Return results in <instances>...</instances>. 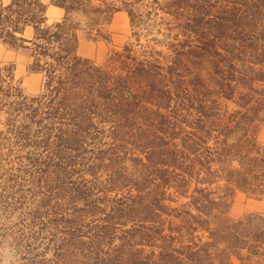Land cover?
Wrapping results in <instances>:
<instances>
[{
    "label": "rangeland",
    "instance_id": "obj_1",
    "mask_svg": "<svg viewBox=\"0 0 264 264\" xmlns=\"http://www.w3.org/2000/svg\"><path fill=\"white\" fill-rule=\"evenodd\" d=\"M41 1L45 14L38 25L54 32L67 17L66 11L52 0ZM12 2L0 0V13L1 7ZM108 2H114L111 6L116 9L102 16L92 11L68 16L77 40L40 59L30 41H19L16 46L5 42L0 24V264H105L104 258L111 259L117 249L123 255H118L119 264H152L148 255L154 251L159 254L165 247L168 253L183 256L184 261L188 260L187 249L204 250L199 264H264V246L260 255L248 256L247 249L240 255L226 253L228 232L221 230L226 220L233 232L243 228L254 232L263 226L264 195L233 184L219 209L207 205L201 213L191 203L197 186L205 185L198 178L178 190L161 179V170L167 167L162 164L169 154L166 150L177 144L176 149L189 152L185 141L199 129L196 108L208 93L200 91L202 81L192 86L191 79L199 74L205 89L214 84V60L225 56L236 34L249 32L246 20L240 17L250 12L247 3ZM222 15L229 24L222 30L229 35L223 38L216 21ZM258 19L252 23L259 33L263 27ZM19 36L32 40L34 25ZM68 52L71 54L66 59ZM177 53L183 61L174 67ZM73 57L86 62L84 69L93 72L88 76L93 75L91 81L100 79L118 98L135 100L138 116L125 124L123 131L116 130L126 117L122 109L108 110L90 102L78 110L90 116L91 121L82 118L86 132L69 128L60 133L52 124L50 117L55 116L57 103L47 86L45 70L59 59L74 66ZM123 57L134 70L146 62L154 71L133 83L136 75L122 67ZM234 63L239 70H250L247 62L237 59ZM210 90L216 94L211 100L218 99L215 87ZM219 101L228 120L240 109L234 100ZM216 132L220 133L218 128ZM75 135L77 142L72 139ZM256 138L264 147V123L259 125ZM234 141L235 135L229 144ZM185 157L191 162L195 155ZM226 160L224 164L232 169L242 167V157ZM220 166L215 165V169ZM219 178L211 187L224 194L227 181ZM198 216L204 220L199 221ZM184 217L185 222L194 224L191 233H180ZM170 234L176 241L168 244V240H160ZM194 255L191 259L196 261Z\"/></svg>",
    "mask_w": 264,
    "mask_h": 264
},
{
    "label": "trees",
    "instance_id": "obj_2",
    "mask_svg": "<svg viewBox=\"0 0 264 264\" xmlns=\"http://www.w3.org/2000/svg\"><path fill=\"white\" fill-rule=\"evenodd\" d=\"M52 1L64 8L67 15L64 22L57 24L58 30L54 32L41 29L38 25L40 23L38 19L42 21V16L45 14V5L41 0H13L7 7H1L0 24L3 27L1 33L4 34L5 42L16 46L19 41L21 43L30 41L35 46V57L40 59V57L48 55L52 49L64 47L67 42L71 43L76 38L68 16L79 11H92L96 15L102 16L116 9L111 6L112 4L114 5V2L109 3L108 0ZM245 2L250 12H245L244 16L240 14V17L246 20L245 24L249 26L248 31L251 34L249 32L248 34H236L233 37V41L227 45L225 56L214 60L213 66L215 71L212 76L214 84L206 85L209 88H203V79L199 74H196L191 79L192 86H196L202 81L200 91L203 94L208 93L199 102V108H196V115L198 114L199 119L197 122V126L199 127L198 132L194 131L190 133L188 135L189 141H185V149L189 152L179 151L176 149L177 144H175V148L166 150V153L169 154L163 159L164 162H162L167 167L161 170V175H163L161 179L164 178L168 182V185L175 188V190H178L180 186L187 187L189 184L186 182L193 178H198L200 184H205L197 186L195 196L191 202L200 211H205L207 205H210L211 208L214 206V209H219L225 203L224 200L228 198L233 184L238 185L244 190H249L253 194L264 195V147L259 144L256 138L259 125L264 123V85H258L259 83H264V0H245ZM255 18H259L258 20L262 22L263 29L259 33L257 32L259 30L258 27L256 30V24L252 23V19L255 20ZM218 19L216 20L218 24L217 29L221 30L219 36L221 38L228 36L229 33H224L229 28V24L226 22L227 18L222 15ZM237 19L241 20L239 17ZM30 25H34L35 27L34 38L28 40L19 36ZM208 45L206 42L205 46ZM71 52H68L64 58L67 59ZM73 58L75 61L74 66L62 63V60L59 59L57 64H49L45 70L48 76L47 86L50 88L51 95L52 93L55 94L53 101L57 103L54 108L55 116L50 117L52 124L60 133L66 130L68 132L69 128L73 130L72 132H86L87 127L82 119L86 112L84 111L83 115L78 110L90 102V105L92 103L99 104L100 106L105 105V108L108 110H111V108L122 109L124 111L123 115H126V117L122 118L124 122L121 120L117 124L116 130L123 131V126L138 116L139 111H136L135 100L118 98L110 90L109 86L102 85L103 81L100 79L91 81L94 78L93 75L91 77L88 76L93 72L84 69L86 62L78 57ZM182 58L177 53L172 66H179L183 61ZM237 59L242 60L244 63L247 62L250 70L248 71L244 68H240L239 70L237 64L234 63ZM121 63L122 67L129 68L128 70L136 75L133 83L141 82V76L145 78L147 74L150 75L154 71L152 65L149 68L146 67V64H148L146 62H143V65H138L135 70L130 66L128 60H124ZM100 68L97 67L96 69ZM144 81H148V79H144ZM213 87L218 91L219 97L216 100H211V97L216 95L213 92L214 90H210ZM96 96L99 97V100H95ZM223 98L234 100L240 108L229 120L221 112L222 104L219 99ZM166 101L169 103L168 100ZM87 113H89V110H87ZM85 119L91 121L90 116H85ZM91 126L93 127L94 125L91 123ZM217 128L219 129V134H215L217 133ZM71 135L72 133L69 137ZM234 135V143L229 144ZM66 136L68 137V135ZM72 139L74 142L79 141L76 135ZM190 153L194 154L195 157L191 162H187L188 157L185 156ZM227 153H229V156L242 157V167L232 169L224 164L227 161L226 157H229L225 156ZM217 164H221L219 169H215V165ZM219 177L227 181V185L222 188L224 194L218 193L217 189L211 187V184L220 180ZM204 211H201V213H204ZM196 219L199 221L204 220L202 216H198ZM261 219L264 221L263 218ZM223 223L226 224L221 230L228 232V235L225 236L227 245L224 247V251L228 247L226 253L240 255L242 249H247L249 251L248 256L251 254H262L264 225H260L254 232H249L247 228L239 229L238 227L236 228L239 231L233 232V226L228 220ZM191 225L194 226L190 222H185L184 217L183 224L179 227L180 233H183L185 230L191 233ZM172 229L174 228L172 227ZM173 231L175 232V230ZM167 236H163L160 240H168V244L176 241V236L172 234L168 236L169 238ZM165 249L167 247L159 254H156L155 251L149 254V262L152 264H199L198 259L204 253V250L194 251L193 248L187 249L190 250L189 252H185L188 260L184 261L183 256H177L174 251L173 253H168ZM117 251V254L113 255L111 259L104 258V263L119 264L118 255L122 254H119L122 250L117 249ZM137 255L138 253L136 252ZM192 255L196 257V261L191 259ZM152 259H154V262Z\"/></svg>",
    "mask_w": 264,
    "mask_h": 264
}]
</instances>
